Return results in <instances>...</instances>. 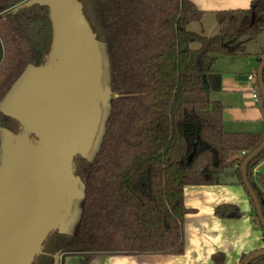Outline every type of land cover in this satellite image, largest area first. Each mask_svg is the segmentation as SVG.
<instances>
[{"label":"trees","instance_id":"1","mask_svg":"<svg viewBox=\"0 0 264 264\" xmlns=\"http://www.w3.org/2000/svg\"><path fill=\"white\" fill-rule=\"evenodd\" d=\"M22 1L0 0V129L14 133L21 123L3 101L28 67L48 60L54 36L50 5L16 7ZM78 1L94 37L106 44L110 111L93 154L73 156V171L83 183L77 231H49L30 264H54L60 249L61 264L76 254L181 253L189 210L184 185L218 183L232 166L244 185L242 162L264 137V132L225 130L223 104L203 85L218 56L244 52L242 37L264 31V0L216 11L219 30L213 35L188 28L203 14L191 0ZM262 76L264 81V67ZM262 158L264 147L247 172L264 214V173H257L256 181L251 174ZM215 212L241 214L229 202ZM254 251L242 253L238 264ZM221 261V255L215 258ZM249 264H264V254Z\"/></svg>","mask_w":264,"mask_h":264},{"label":"rangeland","instance_id":"2","mask_svg":"<svg viewBox=\"0 0 264 264\" xmlns=\"http://www.w3.org/2000/svg\"><path fill=\"white\" fill-rule=\"evenodd\" d=\"M69 1L74 3L73 0ZM73 9L75 12L73 10L71 23H66L67 37L60 38V32L56 28L57 43L50 63L45 65L48 72L40 78L42 73L39 74L38 68L28 67L7 93L2 105L22 123L37 122L41 114L37 126L26 125L18 133L7 128L0 129V194L7 185L9 188L13 184L18 165L26 154L35 149L36 144L45 146L38 152L47 155L42 189L40 186L32 196H24L27 181L34 177V162L30 158L23 166L26 176L13 193H8V199L2 207V211L8 212V217H11L9 221L14 225L29 219L30 230L26 233L28 239L22 244L25 247L38 237L45 220L51 222L50 228L53 230L70 233L77 231L83 201V183L74 173L73 165L71 167L64 160L67 139L87 112L84 118L86 123L78 127L74 136L70 135L75 141L73 146H68L67 152L81 149L80 152L91 156L99 145L104 122L110 111L111 90L106 44L88 36L82 24L79 25L80 20L78 23L75 21V15L80 16ZM56 21L55 17V23ZM37 103L42 106V113L41 106ZM32 104L37 106L35 118L34 115H29ZM58 131L64 143L61 149L56 146ZM21 255L22 253L19 256ZM97 255L76 254V264H92L98 259Z\"/></svg>","mask_w":264,"mask_h":264},{"label":"crops","instance_id":"3","mask_svg":"<svg viewBox=\"0 0 264 264\" xmlns=\"http://www.w3.org/2000/svg\"><path fill=\"white\" fill-rule=\"evenodd\" d=\"M203 11L200 21L188 28L206 35L219 30L215 12L247 8L252 0H191ZM244 52L218 56L212 70L203 77V85L213 100L223 104L224 129L235 132H264V110L252 96L253 79L264 54V31L242 37ZM247 74V76H244ZM241 154L239 152L237 155ZM264 173V158L253 163L251 174ZM184 250L181 253L98 254L92 264H238L242 253L264 248L263 230L255 220L252 202L239 182L235 166L227 168L218 183L184 185ZM224 202L236 204L241 214L223 217L215 207ZM221 255L222 261L215 262ZM67 264H76V255H67ZM61 264V262H60ZM65 264V261L64 263Z\"/></svg>","mask_w":264,"mask_h":264},{"label":"water","instance_id":"4","mask_svg":"<svg viewBox=\"0 0 264 264\" xmlns=\"http://www.w3.org/2000/svg\"><path fill=\"white\" fill-rule=\"evenodd\" d=\"M73 1H74V3L73 2L71 3L69 0H68V2H66V0H24L21 3H19L18 5H16V7H18V6H22V5L31 4L33 2H45V3H48L51 7V14H52L53 26H54V36H53L52 47H51V50L49 52L48 60L44 64H41L38 66H30V67L38 68L39 74L42 73L39 76L40 78L44 77L45 74L48 72V69L45 68V65L50 63V60L52 58V54L54 51V45H56V43H57L56 28H57V32H60V36H61L60 38H62L63 36L67 37L66 23H68V24L71 23L72 14H74V12H75V10L73 8L76 9V11H77L76 13L80 16V17H77L75 15V21L78 23L80 20L79 25L82 24V27L85 30V32L88 34V36L90 38H92L93 40H97L94 37L93 32L91 31L87 21L85 20L83 14L81 12V7H80L79 1L78 0H73ZM73 10H74V12H73ZM55 17L57 20L56 23H55ZM57 22H58V24H57ZM2 53H3L2 45L0 42V59L2 57ZM263 67H264V59L260 63V65L258 66V69H257V78H258V82H259V86H260V90H261V95H262V100H263V106H264V81H263V76H262ZM25 72H26V70H25ZM25 72L22 74V76L25 74ZM244 76H247V74H244ZM38 81L39 80L36 81V85H37ZM34 103H36V102H34ZM32 105L34 106L35 104H32ZM38 105H40V104H38ZM33 106H32V108L34 109L33 115L35 117V115L37 114L35 111L37 106L36 107L35 106L33 107ZM5 110L7 111L6 108H5ZM7 112L9 114H11L12 116L16 117L20 121L21 127H22L20 131H22L26 125L31 127L32 124H35V126H37L36 125L37 122L41 119V114H40V118H38L37 122L22 123L21 120L14 113L9 112V111H7ZM41 113H42V106H41ZM86 113H85V115H86ZM85 115L81 118L80 124L77 125V129L76 128L73 129V131L69 134L68 139H67L66 148L64 151V160L66 161V163H70L71 167L73 165V156L75 153H80L83 156H87L86 154H83L82 152H80L81 149L73 151V152H70V151L67 152L68 146L69 145L73 146L74 145L73 143L75 141L74 139L70 138V135L74 136V133L78 130V127L81 125H84L86 123V120L84 119L86 117ZM59 122H60V118H59ZM23 124H25V125H23ZM16 133H18V132H16ZM37 135H38V132H37ZM58 136H59V139H58L56 146L59 147L58 149H61L62 146L64 145V143L62 140L63 138L61 136V133L59 131H58ZM75 136H77V135L75 134ZM41 144H43V142ZM44 147L45 146L36 144L35 149L25 155L23 161L17 167L16 171H18V172L16 173V177H15L13 184L9 188L7 185V188L4 189L2 191V193L0 194V264H30L34 255L40 251L41 243H42L43 239L45 238V236L47 235V233L49 231L53 230L52 228H50L51 222L48 223V221L45 220L43 222V224L41 223L42 228H41L40 233L38 234V237L36 239H34V241L31 242L30 245L27 244L28 247H25L26 245H22V244H24L25 241L28 239L26 233L28 230H30L29 229V225H30L29 219H24L19 224L14 225L13 222L9 221L11 217H8V212L2 211L3 204L5 205V203L8 199V193H9V195L11 193H13L14 192L13 190L17 189V187L19 186V183L22 181V178L26 176V175H24L25 173L23 172V166L25 165V163L28 159L32 158V162H34L33 164L31 163L33 165L32 171H34V177L30 178L27 181V185H26L27 187H26V191H25L26 195H24V196H26V197L32 196L34 194V192L40 186H41L40 187L41 189L44 186V181L42 182V180H43L44 175H45V164H46L45 161H46L47 155L44 153H39V152H41V149ZM263 147H264V137H263V140L261 141V143L253 151H251L243 160L242 165H241V175H242L243 183L246 186L248 193H249L251 199L253 200V202L255 204V208H256L260 223L264 227V214L262 211L261 203H260V200H259L256 192L254 191V189L250 183V180L248 178V172H247V165H248L249 161L254 156H256V154ZM87 157H90V156H87ZM38 166H41V170L39 169V174H38ZM35 180H37V184H36V186H34V188H32L33 182ZM5 209H7V208H5ZM58 231H61V230H58ZM20 253H22L21 256H19ZM263 254H264V248L258 249L256 251H254L253 253H251L243 261L242 264H249V262L253 258H255L259 255H263ZM60 258H61V249L54 253V264H60ZM67 258H68V256L65 257V264H67L66 263Z\"/></svg>","mask_w":264,"mask_h":264},{"label":"built area","instance_id":"5","mask_svg":"<svg viewBox=\"0 0 264 264\" xmlns=\"http://www.w3.org/2000/svg\"><path fill=\"white\" fill-rule=\"evenodd\" d=\"M248 76L253 79V85H252V96L255 101H260V94L257 91V85L255 84V73H249Z\"/></svg>","mask_w":264,"mask_h":264},{"label":"bare ground","instance_id":"6","mask_svg":"<svg viewBox=\"0 0 264 264\" xmlns=\"http://www.w3.org/2000/svg\"><path fill=\"white\" fill-rule=\"evenodd\" d=\"M52 64V63H51ZM33 106V105H32ZM34 107V106H33ZM33 112H34V109L32 108V110H31V112H29V115L31 116H33ZM33 118H35L34 116H33ZM36 125H38V122H37V124ZM39 169L41 170V166H38V174H39ZM36 184H37V180H35L34 182H33V186H32V188H34V186H36Z\"/></svg>","mask_w":264,"mask_h":264}]
</instances>
